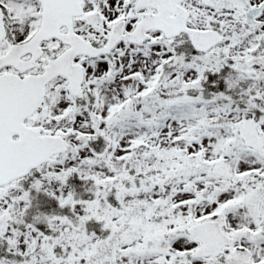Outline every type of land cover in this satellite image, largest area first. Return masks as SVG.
Here are the masks:
<instances>
[{
	"label": "snow or ice",
	"instance_id": "obj_1",
	"mask_svg": "<svg viewBox=\"0 0 264 264\" xmlns=\"http://www.w3.org/2000/svg\"><path fill=\"white\" fill-rule=\"evenodd\" d=\"M0 264H264V0H0Z\"/></svg>",
	"mask_w": 264,
	"mask_h": 264
}]
</instances>
